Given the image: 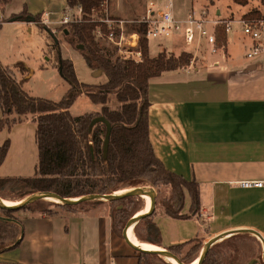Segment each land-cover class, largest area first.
I'll use <instances>...</instances> for the list:
<instances>
[{"label": "crops", "instance_id": "crops-1", "mask_svg": "<svg viewBox=\"0 0 264 264\" xmlns=\"http://www.w3.org/2000/svg\"><path fill=\"white\" fill-rule=\"evenodd\" d=\"M202 2L203 6H208L205 1ZM174 5L179 15L189 10ZM67 8L66 0H9L0 11V58H3L1 47L4 40L1 36L4 25H36L42 29L45 27L40 26L38 20L48 12L51 19L49 26L57 29L55 34H59L62 26L58 18ZM23 10L37 18L10 20L11 15ZM216 11L222 12L221 9ZM235 33L227 36L229 55L222 49L210 55L211 60L202 65L193 67L190 64L187 68L166 70L149 79L148 135L153 152L167 169L188 181L194 180L199 189V210L190 213L188 219L171 218L163 208L159 211L155 206L154 219L161 229L162 247L180 244L194 237H200L205 244L211 237L235 228L254 229L264 239V187L245 189L236 183L242 179H264V58L245 56L243 36ZM64 37L68 38L66 34ZM58 44L61 56L72 60L80 81L91 83L95 78L101 79V83L107 81L102 70L99 69V72L103 73L94 74V68L85 63L72 44ZM156 47L158 51L162 48L174 51L162 40ZM148 51L152 56L149 42ZM40 67L43 71L49 70V66L40 64ZM26 79L25 76L18 79L23 80L22 88ZM68 88L69 85L66 90ZM94 104L97 108L86 113L100 111L102 105ZM29 120L33 122L31 115L26 114L9 130L4 128L0 131V145L6 138L10 139L0 165V177L33 175L37 161L35 135L32 141L30 136L20 131L21 125ZM35 128L36 124L34 134ZM18 131L21 138L16 135ZM32 148L35 154L31 162L33 167L25 163ZM104 201L96 207L77 208L76 212L57 209L59 207L48 214L19 210L14 213L21 222L19 243L0 253L10 256L13 261L9 264H108V260L113 263V255L122 257V261L135 257L138 262L139 253L133 254L121 234L113 230L109 201ZM189 203L187 197L184 211H187ZM85 213H94L91 214L94 216L89 218ZM8 220L11 221L10 218ZM95 220L96 234L89 239L87 224L94 226ZM180 223L189 226L192 235L188 239L173 237L171 225ZM225 240L238 244L252 243V250L241 256L238 264H243L246 259L258 260L260 252L262 254V242L254 234L236 233L213 244ZM217 247L220 248V245ZM256 264L259 262L256 261Z\"/></svg>", "mask_w": 264, "mask_h": 264}, {"label": "trees", "instance_id": "trees-1", "mask_svg": "<svg viewBox=\"0 0 264 264\" xmlns=\"http://www.w3.org/2000/svg\"><path fill=\"white\" fill-rule=\"evenodd\" d=\"M8 1L0 0V11ZM233 1L240 5L248 2V0ZM66 2L70 7L81 6L85 15L92 9L100 7V0H66ZM31 17L37 18L23 10L11 15L10 20L31 19ZM1 23L2 21L0 26ZM94 26L95 24L84 21L63 25L59 31L69 37L70 35L75 37L78 44L82 45L81 51L85 63L105 73L107 81L98 85V90L78 79L72 60L61 56L57 41L49 45L50 52L54 56L51 65L57 68L69 85L59 100L30 95L22 88L23 80H18L12 70L0 62V131L4 128L9 130L14 123L20 122L26 114H30L36 124L34 135L37 147V161L33 175L0 177V191L5 187H12L23 190L22 193L26 195L45 190L56 192L63 197L77 198L90 193H113L125 186L134 188L146 184L157 189L167 185L171 194L160 198L157 203L169 217L188 219L190 213L199 210L198 184L167 169L155 156L148 135L147 95L151 77L166 70L186 66L191 55L187 51H182L178 55H167L165 51H159L155 57H151L148 51V38L141 34L140 61L125 59L119 55L111 60L102 51L98 39H95ZM135 29L140 33L145 32L143 25ZM218 38L222 43L228 42L227 35L222 30L218 31ZM112 92L117 102L115 108H110L108 105L109 94ZM81 93L87 94L93 103L101 104L100 111L72 115L69 108ZM97 115L104 116L111 124L106 146L103 145L106 126L101 122L91 125L92 118ZM9 145V138L0 145V165L4 161ZM187 197L190 203L186 208L187 211H184ZM132 199L133 197L128 196L108 202L113 230L117 224L122 225L135 215V212H129L125 206V202H130ZM52 202L56 207L76 212L77 208L96 207L105 201L93 199L83 201L80 205ZM118 205H121V208H118ZM20 209L31 214L51 213L50 208L39 200ZM16 211L18 210L0 208V252L19 243L21 222L14 216ZM154 217L155 212L137 221L132 226L133 234L141 242L162 247L161 229ZM189 242L192 244L183 253V245ZM227 242L228 240H225L222 243L224 246L230 245ZM219 244L221 243H215L209 248L201 264H238L233 258L227 262L222 259V249L217 247ZM201 247V241L191 238L184 243L167 246L165 249L180 254L183 260L188 261L200 252ZM150 257L151 255L148 254H138L137 264H151Z\"/></svg>", "mask_w": 264, "mask_h": 264}, {"label": "rangeland", "instance_id": "rangeland-1", "mask_svg": "<svg viewBox=\"0 0 264 264\" xmlns=\"http://www.w3.org/2000/svg\"><path fill=\"white\" fill-rule=\"evenodd\" d=\"M167 1L168 0H109V4H110L109 10H110V14L112 17H119L124 20V31L129 34L133 29L138 27V23L135 20L141 18L145 14L147 8H149L152 5V10L154 11L156 15L165 9V5ZM202 1H205L206 3L205 5H208V6H203ZM173 3H175L176 6H180L184 9L194 8V10L196 11L201 9L202 6L207 7L211 14H213V12H215L216 9H221L222 15L226 17L231 16V14H234V16H240L243 13H247L250 10H257L258 8L261 7L259 0H248V2L244 5L235 3L233 0H173ZM72 8H74L75 10L78 9L77 7H72ZM17 27H20V28H17ZM31 27L32 29H29ZM232 27H233V30L229 32L227 36L228 35L232 36L233 34H236L235 32H237V34H239L240 36H243L242 29L237 23H233ZM3 30L4 31L1 36L2 39L4 40L2 43V47H1V51H2L1 57L3 58H0V62L4 66H7L13 69L18 79H22L24 76L27 77V79L24 81L23 88L27 92H29L31 95L39 96V97H46V98H50L53 100H59L62 97L66 88L68 87V83L65 81L64 78L60 76L56 68L52 66L50 68L51 63L54 61L53 53L50 52L51 51L50 44L55 43L56 41L63 45L72 44V46L76 50H78L82 55L81 47H79V44H78L79 42L77 41V39L70 35L71 38L68 40L69 35L67 36L68 38H65L63 33L61 32H59V34H53V33H50L46 28L41 29L40 27L36 25H33V26L16 25L14 26L13 24L8 23L4 25ZM95 39H98V38H95ZM161 40L169 44L172 47V49L175 51L174 52L166 48H162L161 51H165L167 55H170V54L178 55L182 52V50L187 51V52L190 50L189 53L191 57H190L189 63L180 69L187 68L190 64H192L193 67H197L199 65H202L203 62L211 60L210 55H212V53H210L209 51L208 44L205 43L203 40H201L199 47L193 50L194 45L191 46L188 42L184 40L182 31H177L175 33H172L168 37H158V38L149 37L148 42H149V45H151V54H152L151 57H155L158 54L159 51L156 50L157 49L156 45ZM98 42H99L100 47L102 48V51L105 52V54H107V56L111 60H114L118 54L115 50H113V47L109 45L102 38H99ZM183 45H187V46H183ZM48 46H49V49H48ZM227 55H229V53H227ZM195 58L197 59V61L193 62ZM259 58L263 59L264 56H259ZM17 62H22L24 66L21 64H18ZM40 64L44 65V67L49 66L48 69L50 71L49 70L43 71L42 69L43 67H40ZM78 68H79V64H78ZM91 68H94L95 70L93 71L94 74L103 73V72H99V69L96 67L92 66ZM79 70L80 72H82L81 69ZM88 84H90L94 90H98L97 86L103 83H101V79L95 78V80H93L91 83L89 82ZM109 96H110V99H109L108 105L110 108H115L117 102H116L114 93L113 92L110 93ZM93 108H97V105L91 102L87 94L81 93L71 105L70 113L75 116L81 115L88 111L93 110ZM12 115L10 116L12 117ZM34 125H35L34 122L29 120L23 123L20 127L21 128L20 131L23 132L24 135L30 136L32 141L34 140ZM21 132L18 131V134H16L19 138H21V134H20ZM9 136H10V133H9ZM33 157L35 159V154L32 148L28 152V157L25 161V163L31 167H33V164H31ZM138 187H146L147 189L152 188V187L147 186L146 184H141ZM129 189L131 188L128 186H125L121 190L126 191ZM152 189L153 190L149 189V191L150 193L154 194V197L156 199V210L158 209L160 211L162 207L157 203V201L160 198L167 197L169 194H171L170 188L169 186L166 185V186H160L157 189L155 188H152ZM22 192L23 190H20V189H16L12 187H5L2 191H0V198L1 200H4L6 202L15 203L29 195V194L27 195L23 194ZM131 197H133L132 201L125 202V206L129 212H135V214H138L144 211V209H147L148 202L145 198H142L139 196L137 197L131 196ZM39 201H42L44 204H46L47 207L50 208V210L57 208L56 206H54L55 203L53 204L52 202L54 200H52L51 198H43V199H39ZM54 202H57V201H54ZM57 209H60V208H57ZM140 209L142 211L137 212V211H140ZM19 210L21 209H18V211ZM109 213H110V208H109ZM91 214H94V213H85L87 217L93 218L94 215H91ZM124 224L125 222L122 225L120 223L114 227L115 231L119 235L121 234ZM96 226H97L96 220H95L94 226L87 224L89 239L91 238L92 234H96ZM171 228L174 231L173 237L177 240H181L182 237H185L188 239L192 235L191 231L188 229L189 226L186 225L185 223H180L179 225H176V224L171 225ZM179 230H181L180 234L178 233ZM131 231L133 234L132 228H131ZM134 238L139 243L144 244V242H141L135 236ZM195 239L198 241H201L200 237H197ZM227 243L230 245L224 246V243L219 244L220 245L219 249H222V253H223L222 259H224L225 262L230 260V258H233L235 262L240 261L239 258L241 256L246 255L253 248L252 243H249V241L247 243H241V244L231 243L230 241H228ZM93 244L94 242L92 243V246ZM191 244L192 243L189 242L183 245L182 252L184 253L185 250ZM203 244L204 242H202V246ZM159 248L165 249L166 247H159ZM131 252L135 254L133 250H131ZM200 252H201V249H200ZM200 252L195 254L194 258H190V260L188 261L184 260V261L187 263H192L193 261L199 258ZM176 254L181 257L180 254L178 253ZM259 257L260 258L256 261L259 262V264H264V259H263L261 252H260ZM121 258L122 257L117 258V256L113 255L112 257L113 263H111L108 260V264H135L136 262L135 257H129V259H124L123 261L121 260ZM10 261H13L11 260L10 256H7L6 253H0V264H6V263L9 264ZM249 261H247L246 259V260H243L242 262L243 264H247ZM256 261L254 264H256ZM149 262L151 264H169V262H171L172 264H176L171 259H167L161 256H152V255L149 259Z\"/></svg>", "mask_w": 264, "mask_h": 264}, {"label": "built area", "instance_id": "built-area-1", "mask_svg": "<svg viewBox=\"0 0 264 264\" xmlns=\"http://www.w3.org/2000/svg\"><path fill=\"white\" fill-rule=\"evenodd\" d=\"M261 7L257 10H250L240 16L226 17L215 11L210 13L207 7L199 10L189 9L185 14L179 15L175 11L173 0H168L165 9L155 15L152 5L146 9L145 14L136 19L138 26L143 25L145 32L140 33L133 29L129 34L124 31V20L119 17H112L110 14L109 0H100V7L92 9L90 13L83 14L81 6L77 10L68 8L58 18V23L63 26L70 23L90 22L95 24L93 34L95 38L104 39L111 45L120 57L134 61L142 58L140 36L149 38L168 37L177 31L183 32V38L193 50L198 48L203 40L209 46L212 54L220 50L228 52V44L222 43L218 38V31L229 34L233 30V23H237L242 29L243 54L245 56H264V0H259ZM38 23L49 29L53 34L57 29H51V19L48 12ZM241 188L253 189L263 188L264 179H242L236 182Z\"/></svg>", "mask_w": 264, "mask_h": 264}, {"label": "water", "instance_id": "water-1", "mask_svg": "<svg viewBox=\"0 0 264 264\" xmlns=\"http://www.w3.org/2000/svg\"><path fill=\"white\" fill-rule=\"evenodd\" d=\"M79 47L82 48V45H79ZM97 122H101L106 126V133L104 136V146H106L108 139H109V133L111 130V124L110 122L102 115H97L95 117L92 118L91 120V125L97 123ZM144 189H147L146 187H134L131 188L129 190H124L122 192H113V193H90V194H86L84 196L81 197H77V198H68V197H63L60 194L53 192V191H45V190H41V191H34L33 193L29 194L28 196H26L25 198L21 199L18 202L15 203H8L4 200H1L0 198V208L1 209H8V210H18L20 208H22L23 206L32 203L36 200L39 199H43V198H51L54 201L57 202H61L63 204H80L83 201H88V200H93V199H99V200H106V201H114V200H118L122 197H128V196H139L142 198H145L148 202H149V208L147 210V212L141 213V214H135L133 216H131L124 224L123 229L121 231V235L124 239V241L126 242V244L134 251L137 252L139 254H148V255H152V256H161V257H165L167 259H171V260H175L178 262V264H190L185 262L180 256H178L175 252L170 251L168 249H148V248H142L138 245H134L132 242H130V240H128L127 238V232L129 229L132 228V226L139 221L140 219L151 215L154 210H155V206H156V199L154 197V194L150 193V196H148L147 194H145L146 192L144 191ZM150 190H153L152 188H149ZM118 208H121V205H118ZM236 233H251L256 235L262 242V256L264 259V239L262 238V236L254 229H250V228H235V229H230L224 232H221L213 237H211L209 240H207V242L203 245L201 252H200V256H199V260L197 262V264H201L203 262V260L206 257V254L210 248V246L217 240H219L220 238L232 235V234H236ZM256 260L252 259L250 260L247 264H254Z\"/></svg>", "mask_w": 264, "mask_h": 264}, {"label": "bare ground", "instance_id": "bare-ground-1", "mask_svg": "<svg viewBox=\"0 0 264 264\" xmlns=\"http://www.w3.org/2000/svg\"><path fill=\"white\" fill-rule=\"evenodd\" d=\"M144 191L146 192L145 194H147L148 196H150V191H149V189H144ZM147 202H148V201H147ZM8 203H10V202H8ZM148 208H149V202H148L147 209H144V211H142L141 213L147 212ZM141 213H139V214H141ZM127 238H128V240H130V242H132L134 245H138V246H140V247H142V248H148V249H160L159 247H156V246H153V245H150V244H146V243L141 244V243H139L137 240H135V238H134V236H133V234H132L131 229H129L128 232H127ZM198 260H199V258L196 259L195 261H193V262L190 263V264H197ZM173 261H174L176 264H178L177 261H175V260H173Z\"/></svg>", "mask_w": 264, "mask_h": 264}]
</instances>
